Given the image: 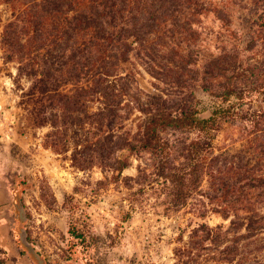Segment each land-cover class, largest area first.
Returning <instances> with one entry per match:
<instances>
[{"label": "rangeland", "instance_id": "rangeland-1", "mask_svg": "<svg viewBox=\"0 0 264 264\" xmlns=\"http://www.w3.org/2000/svg\"><path fill=\"white\" fill-rule=\"evenodd\" d=\"M40 4L0 0V215L25 255L35 264H264V0H141L134 21L150 15L147 33L124 40L118 75L100 80L116 95L94 92L88 66L60 85L69 95L88 88L61 110L33 94L35 44L22 32L16 54L4 43L8 25L19 31ZM192 109L229 113L211 139L160 130L168 157L140 148L153 118ZM190 153L199 178L179 202L168 175Z\"/></svg>", "mask_w": 264, "mask_h": 264}, {"label": "trees", "instance_id": "trees-1", "mask_svg": "<svg viewBox=\"0 0 264 264\" xmlns=\"http://www.w3.org/2000/svg\"><path fill=\"white\" fill-rule=\"evenodd\" d=\"M140 3L141 0H41L37 11L33 10L31 14H26L27 17L20 19L23 26L19 31L14 30V23L8 25V30L3 33L4 43L10 52L16 54L24 45L18 38L22 32L26 45L35 44L40 59L38 63L32 61V65L38 67L35 73L30 69V74L34 76L32 91L33 94L46 97L48 105L53 102L60 110L80 105L87 85L79 88L82 92L70 95L60 85L67 84L68 78L78 76V72L82 68L88 69V66L94 69L91 79L95 85L98 84L94 92L101 98H112L116 94L107 86H100V80L106 82L114 77L117 66L127 60L130 45L124 40H138L147 33L139 29L152 18L150 15L143 18L140 13L143 23L134 21V13H137ZM123 29H126L125 33ZM71 72L74 75L72 77ZM230 92V89L225 91L223 98H228ZM226 113L229 111L214 109L207 118L199 117L196 109L180 112L179 115L159 114L145 127L139 146L143 150L168 157L170 148L161 139L160 130L165 127L195 130L201 137L204 135L211 139L221 118L227 116ZM125 146L129 152L134 150V146L129 143ZM191 154L185 166L174 172L168 170V173L171 172L168 177L172 182V197L179 202L185 199V188L195 184L199 178L195 157ZM126 166V159L121 158L117 159L116 167L113 168L122 171ZM68 233L77 238L82 237L73 228H69ZM20 254L25 253L20 249Z\"/></svg>", "mask_w": 264, "mask_h": 264}, {"label": "crops", "instance_id": "crops-1", "mask_svg": "<svg viewBox=\"0 0 264 264\" xmlns=\"http://www.w3.org/2000/svg\"><path fill=\"white\" fill-rule=\"evenodd\" d=\"M8 210V209H6ZM4 210L1 211L2 214ZM0 264H35L28 255L20 254L14 229L7 218L0 215Z\"/></svg>", "mask_w": 264, "mask_h": 264}]
</instances>
